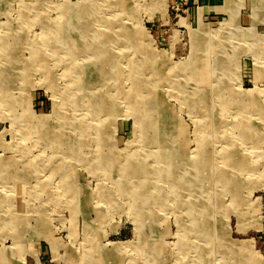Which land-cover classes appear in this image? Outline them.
<instances>
[{
    "label": "rangeland",
    "instance_id": "obj_1",
    "mask_svg": "<svg viewBox=\"0 0 264 264\" xmlns=\"http://www.w3.org/2000/svg\"><path fill=\"white\" fill-rule=\"evenodd\" d=\"M236 1L0 0V264H264V0Z\"/></svg>",
    "mask_w": 264,
    "mask_h": 264
},
{
    "label": "bare ground",
    "instance_id": "obj_2",
    "mask_svg": "<svg viewBox=\"0 0 264 264\" xmlns=\"http://www.w3.org/2000/svg\"><path fill=\"white\" fill-rule=\"evenodd\" d=\"M242 2H243V0H237L236 2H235V4L236 5H238V6H241L242 5ZM70 4H72V3H70ZM83 6H85V5H83ZM73 8V7H72ZM202 10V9H201ZM69 13V12H68ZM71 16H72V14H71ZM73 17V16H72ZM63 29V28H62ZM68 29V28H67ZM253 30V29H252ZM13 40V39H12ZM202 41V40H201ZM203 42V41H202ZM83 47V46H82ZM116 60V59H115ZM137 60V59H136ZM133 62V61H132ZM137 62V61H136ZM132 64V63H131ZM261 66V65H260ZM180 68V67H179ZM117 69V68H116ZM123 70V69H122ZM16 71V70H15ZM13 72V71H12ZM14 73V72H13ZM15 76V75H14ZM119 76V75H118ZM136 85H137V83H136ZM148 88V87H147ZM89 95V94H88ZM89 97V96H88ZM101 98H103V97H101ZM205 98V97H204ZM95 99V98H94ZM96 100V99H95ZM205 101H207V100H205ZM108 102H109V100H108ZM56 103H57V101H56ZM74 103V102H73ZM110 103V102H109ZM147 109H149L148 107H147ZM48 121V120H47ZM53 122V121H52ZM146 122V121H145ZM156 123V122H155ZM161 126V125H160ZM34 127V126H33ZM154 131V130H153ZM157 131V130H156ZM40 132V131H39ZM157 134V133H156ZM152 139V138H151ZM154 144H155V142H154ZM163 145V144H162ZM160 147V146H159ZM177 150V149H176ZM177 152V151H176ZM157 153V152H156ZM179 153V152H178ZM175 154H177V153H175ZM179 155V154H178ZM139 158V157H138ZM145 158V157H144ZM147 158V157H146ZM163 158V157H162ZM179 158V157H178ZM101 162H102V160H100ZM143 161V160H142ZM166 162H167V160H166ZM109 164V163H108ZM167 164V163H166ZM140 166V165H139ZM17 172V171H16ZM23 174V171H22V173H21V175ZM171 174V173H170ZM164 176V175H163ZM165 177V176H164ZM163 177V178H164ZM167 177V176H166ZM174 177V176H173ZM188 177V176H187ZM201 177H203V176H201ZM227 177H229V176H227ZM165 179V178H164ZM186 179V178H185ZM126 181V180H125ZM192 181V180H191ZM235 181V180H234ZM122 182H124V181H122ZM241 182V181H240ZM152 183V182H151ZM236 184V183H235ZM241 184V183H240ZM126 185V184H125ZM239 185V184H238ZM240 186V185H239ZM229 189V188H228ZM124 190V189H123ZM142 190V189H141ZM122 191V190H121ZM160 195H162V194H160ZM158 196H159V194H158ZM87 196H85V198H86ZM166 197V196H165ZM141 199V198H140ZM158 200V199H157ZM144 202V201H143ZM150 204V203H149ZM148 204V205H149ZM143 207V206H142ZM145 214V213H144ZM148 219V218H147ZM119 227V226H118ZM102 251V250H101ZM104 251V250H103ZM106 254V253H105ZM104 254V255H105Z\"/></svg>",
    "mask_w": 264,
    "mask_h": 264
}]
</instances>
